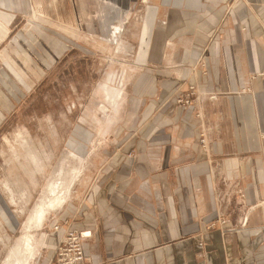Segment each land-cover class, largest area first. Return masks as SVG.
<instances>
[{
	"label": "crops",
	"instance_id": "crops-1",
	"mask_svg": "<svg viewBox=\"0 0 264 264\" xmlns=\"http://www.w3.org/2000/svg\"><path fill=\"white\" fill-rule=\"evenodd\" d=\"M34 1L0 0V44L19 17H36ZM89 1L101 15L122 16L137 0ZM150 1L138 43L145 49L126 87L127 136L96 164L83 206L69 204L56 219L94 229L83 244L91 264H264V207L240 228L234 198L220 211L214 194L232 184L246 205L264 200V0ZM41 35L46 47H64ZM3 76L0 123L17 100ZM192 85L214 97L201 101L199 119L191 106L175 107ZM63 231L43 239L35 264H48Z\"/></svg>",
	"mask_w": 264,
	"mask_h": 264
},
{
	"label": "rangeland",
	"instance_id": "rangeland-1",
	"mask_svg": "<svg viewBox=\"0 0 264 264\" xmlns=\"http://www.w3.org/2000/svg\"><path fill=\"white\" fill-rule=\"evenodd\" d=\"M34 3L36 17H19L0 44V78L6 75L17 88L13 109L3 112L0 123V264H35L43 239L55 232V227L63 228V235L85 234L82 250L83 244L93 239L94 229L72 230L75 218L57 221L56 216L69 204H77V209L83 206L90 186L98 182L94 176L96 164L98 168L101 159L115 151L127 136L122 125L128 119L131 122L126 107L132 96H126V87L135 73L138 51L142 54L145 49L138 43L146 19L143 10L152 1L137 0L122 16L101 15L100 7L89 0ZM230 9L231 5L227 12ZM43 33L64 47H46ZM147 35L142 36L143 43ZM7 60L20 78L8 69ZM0 88L6 94L1 84ZM240 88V92H247ZM204 98L214 99L203 96L192 85L175 100V107L191 106L194 118L199 119ZM171 129L178 131V126ZM199 144L205 146L200 138ZM211 176L214 179L215 173ZM231 185L214 192L215 201L221 211L222 204L233 197L241 218L238 225L245 228L249 215L264 207V200L246 205L241 187L230 189ZM67 186L71 188L68 192ZM59 192L65 201L48 212L41 227L27 233L28 218L37 206L55 199ZM218 222L225 224L223 217ZM26 233L32 236L33 248L23 254L22 238ZM22 258L27 259L24 262ZM84 258L86 264H91V257ZM54 261L53 252L48 264Z\"/></svg>",
	"mask_w": 264,
	"mask_h": 264
},
{
	"label": "built area",
	"instance_id": "built-area-1",
	"mask_svg": "<svg viewBox=\"0 0 264 264\" xmlns=\"http://www.w3.org/2000/svg\"><path fill=\"white\" fill-rule=\"evenodd\" d=\"M204 141V135L200 134V142L204 144ZM54 230L57 231L58 228L55 227ZM85 238V234L65 232L55 248L53 264H86L82 250V241Z\"/></svg>",
	"mask_w": 264,
	"mask_h": 264
},
{
	"label": "bare ground",
	"instance_id": "bare-ground-1",
	"mask_svg": "<svg viewBox=\"0 0 264 264\" xmlns=\"http://www.w3.org/2000/svg\"><path fill=\"white\" fill-rule=\"evenodd\" d=\"M2 39V37H0ZM115 93V92H114ZM118 95V93H117ZM117 98V97H116ZM115 98V99H116ZM120 98V97H119ZM111 100H114L113 96H112V99ZM110 100V101H111ZM111 103H116V102H111ZM111 105V104H110ZM116 106V105H115ZM114 108V107H113ZM70 186H67L65 188L66 192H68V190L70 191L71 188L69 189ZM48 188H50L49 190L52 191V186L48 185ZM62 191V190H61ZM70 194V193H69ZM67 195V194H66ZM70 196V195H68ZM65 197L61 194V192L57 193L56 196H55V199H51L49 201H47V203L45 201H41V203L37 206V208L34 210V213H33V216L31 215L29 218H28V221H27V224H26V227H25V230L26 232L28 233V231L31 229V228H39L42 226V224L44 223V220L46 218V215L48 214V212L52 209H56V207H60V205L65 201ZM33 230V229H32ZM36 231V229H35ZM24 234L23 238H22V247H21V250L23 251V254L28 252L29 250H31L33 248V241H32V236H30L29 234ZM18 251H14L13 254H17ZM29 253V252H28ZM18 255V254H17ZM13 256V255H12ZM25 256V255H24ZM23 256V257H24ZM28 258V257H27ZM26 258V259H27ZM12 259V258H11ZM11 259L8 260V263H11ZM23 259V258H22ZM26 259L22 260V261H26ZM23 262V263H24ZM13 263V262H12ZM11 263V264H12Z\"/></svg>",
	"mask_w": 264,
	"mask_h": 264
}]
</instances>
